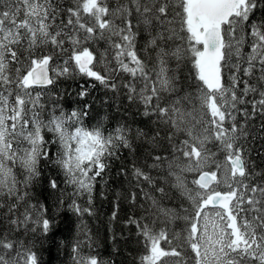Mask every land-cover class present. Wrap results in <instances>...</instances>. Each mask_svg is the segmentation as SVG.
Instances as JSON below:
<instances>
[{"label":"snow or ice","instance_id":"1","mask_svg":"<svg viewBox=\"0 0 264 264\" xmlns=\"http://www.w3.org/2000/svg\"><path fill=\"white\" fill-rule=\"evenodd\" d=\"M77 75L87 86L65 111L52 89ZM97 83L145 127L108 130L107 116L85 127ZM253 149L264 160V0H0V264H42L36 246L57 220L32 200L41 161L63 174L78 217L94 215L96 184L120 162L126 199L143 198V215L127 221L139 264H264ZM46 187L58 212L60 182ZM170 190L182 212L166 206ZM72 253L74 264H104L80 241Z\"/></svg>","mask_w":264,"mask_h":264},{"label":"trees","instance_id":"2","mask_svg":"<svg viewBox=\"0 0 264 264\" xmlns=\"http://www.w3.org/2000/svg\"><path fill=\"white\" fill-rule=\"evenodd\" d=\"M64 3L71 6V0H64ZM64 58H67L66 55ZM86 81L87 78L79 75L74 79L60 78L52 89L53 99H56L57 94L62 95L64 98L60 103L65 111L70 112L77 107L75 92L80 84L87 86ZM65 91L70 92L71 95H64ZM89 91L92 107L84 120L85 127L92 128L97 120L104 116H107L105 127L108 130H112L117 124H127L133 129L145 127V118L139 114L135 105L123 98L122 93L104 89L98 83ZM45 99L47 100V97ZM259 143L257 141L256 145ZM123 155L127 156L126 150ZM252 158L256 160L258 169H264V160L255 155V149H253ZM119 167L120 162L113 161L112 168L105 177L107 184L103 181L96 184L91 205L94 215L85 214L83 217H78L69 209L73 199L70 195L72 188L64 184L63 174L51 163L41 161V176L31 189L32 200L34 203L44 204L49 216L56 213L57 220L49 237H40L41 243L36 246L42 264H74L72 248L78 241L81 242L82 254L97 256L104 264H139L143 247L138 243L135 225L127 221L130 216L139 219L143 215L144 210L139 206L143 203V198L142 195L139 196L135 206L129 203L126 195L130 186L123 176L117 175ZM196 175L187 174L189 182ZM53 177L60 182V188L63 190V204L60 205L58 212L54 206L56 197L50 195V190L46 187L47 180ZM189 186L191 187V184ZM219 190L227 191L223 186H220ZM59 195L58 193L57 196ZM169 197L170 199L165 201L167 207L182 212L183 207L188 206L175 190L169 191ZM77 202L82 206H88L83 198H79ZM117 204H119L118 209L115 207ZM114 210L117 214L116 218L112 219ZM160 226L162 225H157V227ZM85 233L90 236V241H87ZM162 246L166 247L163 242Z\"/></svg>","mask_w":264,"mask_h":264}]
</instances>
